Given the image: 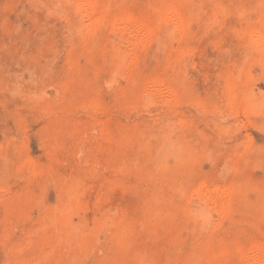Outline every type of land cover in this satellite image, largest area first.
<instances>
[{
    "label": "rangeland",
    "instance_id": "rangeland-1",
    "mask_svg": "<svg viewBox=\"0 0 264 264\" xmlns=\"http://www.w3.org/2000/svg\"><path fill=\"white\" fill-rule=\"evenodd\" d=\"M85 1L0 0V264H264V0Z\"/></svg>",
    "mask_w": 264,
    "mask_h": 264
},
{
    "label": "bare ground",
    "instance_id": "bare-ground-1",
    "mask_svg": "<svg viewBox=\"0 0 264 264\" xmlns=\"http://www.w3.org/2000/svg\"><path fill=\"white\" fill-rule=\"evenodd\" d=\"M73 1L74 5H75V8L77 10V12H83V14L85 15L84 17H87V18H92L93 16V6L89 3H87L85 0H71ZM83 2L85 3V5L83 4ZM70 3V2H69ZM71 5V4H70ZM86 7H84V6ZM81 12V13H82ZM80 13V14H81ZM174 13L169 9V8H166V9H163L160 13L156 14V18H158L157 20L159 21L160 18L162 19H168V20H171L169 17L171 16V18L173 17ZM160 17V18H159ZM174 17H176V15H174ZM177 19V18H176ZM175 19V21H176ZM178 20V19H177ZM162 21V20H161ZM165 21V20H164ZM162 21V22H164ZM174 21V19H173ZM179 21V20H178ZM177 21V22H178ZM181 21V20H180ZM170 23V21L168 22ZM174 23V22H173ZM181 23V22H180ZM176 24V23H175ZM178 24V23H177ZM172 25V24H171ZM174 25V24H173ZM179 25V24H178ZM177 25V26H178ZM170 26V25H169ZM180 27L182 26L179 25ZM167 27V26H166ZM169 28H172V27H169ZM109 29H112V31H114V33H117L120 37V38H125V39H128V40H133L134 38H136L139 34H141V30H143V27H142V24H141V19H129V18H125V17H116L114 18L110 24H109ZM176 29V28H175ZM178 29H180L179 27L177 28V31ZM173 31V28L171 29ZM110 31V32H112ZM168 31V30H167ZM170 31V30H169ZM180 31H182V29H180ZM141 32V33H140ZM174 32V31H173ZM176 32V31H175ZM250 32V31H249ZM253 32V31H251ZM144 33V32H143ZM170 35L171 32H169ZM177 33V32H176ZM180 33V32H179ZM254 33V32H253ZM117 34H116V37H117ZM176 35V34H175ZM254 35V34H253ZM259 35V34H256V36ZM177 36V35H176ZM249 36H251L249 34ZM255 36V37H256ZM260 36V35H259ZM259 39V38H258ZM256 42V41H255ZM259 42V40L257 41V43ZM127 43V42H126ZM117 44V42H116ZM128 44V43H127ZM259 44H257V48ZM264 44L262 45V49L264 50L263 48ZM118 49V44H117V48ZM125 52V51H124ZM169 93V92H168ZM202 190V189H201ZM263 255L261 254L260 251L258 250H254L253 253L251 254H246V255H243V258H246V260L248 261V264H257L261 257ZM263 264V263H262Z\"/></svg>",
    "mask_w": 264,
    "mask_h": 264
}]
</instances>
